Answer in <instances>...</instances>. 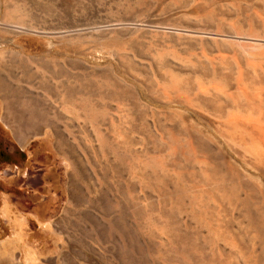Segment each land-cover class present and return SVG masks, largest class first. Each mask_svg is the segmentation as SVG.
<instances>
[{
    "label": "bare ground",
    "instance_id": "obj_1",
    "mask_svg": "<svg viewBox=\"0 0 264 264\" xmlns=\"http://www.w3.org/2000/svg\"><path fill=\"white\" fill-rule=\"evenodd\" d=\"M75 1L0 0L3 121L70 168L57 260L264 264V0Z\"/></svg>",
    "mask_w": 264,
    "mask_h": 264
},
{
    "label": "rangeland",
    "instance_id": "obj_2",
    "mask_svg": "<svg viewBox=\"0 0 264 264\" xmlns=\"http://www.w3.org/2000/svg\"><path fill=\"white\" fill-rule=\"evenodd\" d=\"M27 1L31 9L39 8L37 0ZM115 1L75 3L84 6L87 15H96ZM12 41L27 55H49V41L41 35L15 34ZM37 76H32L34 86L40 81ZM3 114L0 98V264H60L57 258L67 241L56 231L55 222L67 203L69 164L56 150L49 126L21 146L3 121Z\"/></svg>",
    "mask_w": 264,
    "mask_h": 264
}]
</instances>
